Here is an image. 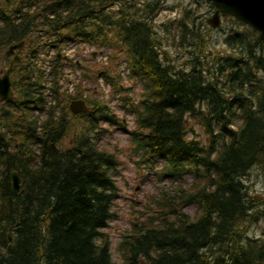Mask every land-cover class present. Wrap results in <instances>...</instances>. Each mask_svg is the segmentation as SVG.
Segmentation results:
<instances>
[{
  "label": "trees",
  "instance_id": "obj_1",
  "mask_svg": "<svg viewBox=\"0 0 264 264\" xmlns=\"http://www.w3.org/2000/svg\"><path fill=\"white\" fill-rule=\"evenodd\" d=\"M17 3L0 0L3 71L11 61L5 51L24 43L11 71L14 96L0 99V264H264V191L254 193L245 180L259 169L264 178L258 32L227 16L219 27L224 48L209 54L211 27L192 4L157 24L160 12L173 8L167 0H24L38 5L34 12ZM36 31L55 34L57 47L75 38L112 49L107 63L86 68L74 95L56 90L63 63L53 59L55 103L40 124L33 112L44 104L43 76L31 59ZM121 58L141 84L137 103L121 86ZM99 77L112 97L125 93L118 105L134 114L130 130L108 101L82 97V81ZM73 99L89 110L73 114ZM116 129L128 134L125 148L147 169L161 163V177L171 182L192 177L187 187L150 196L120 233L118 260L104 229L119 216L120 148L100 144ZM13 171L21 179L17 192ZM253 226L261 230L251 232Z\"/></svg>",
  "mask_w": 264,
  "mask_h": 264
},
{
  "label": "rangeland",
  "instance_id": "obj_2",
  "mask_svg": "<svg viewBox=\"0 0 264 264\" xmlns=\"http://www.w3.org/2000/svg\"><path fill=\"white\" fill-rule=\"evenodd\" d=\"M189 4H192L195 8H199L198 14H200L201 19H204L205 21H207V19L213 13V9L210 8L207 0H199V3L197 4H195L194 1L191 0H167V5L173 8L162 10L156 18L157 24L162 23L166 18L169 17H179V6ZM153 23H155V21ZM157 24L155 23V26H157ZM209 31L211 35L210 37L214 41V45H211L212 47H210L209 49V54H211L215 48L217 50H223L224 46L223 44H221L222 36L219 27H211V30ZM160 33L163 34L164 32ZM176 38L177 36L175 35V39ZM169 52L170 53L168 54V57L171 59L174 57L176 59V51L172 48H169ZM174 61L179 64L178 59ZM41 68H43V66H41ZM94 83L95 82L93 81H86L84 84V88L90 93L94 91H101V85L98 83L95 86ZM134 84L135 87H139L138 81ZM68 85H71V83H68ZM107 93V98L111 100L112 98H110L111 95L109 91ZM115 103L116 101H110L111 105H114ZM115 110L118 112V115L123 114V112L120 111L121 109L119 110L117 107H115ZM124 116H126L127 120H129V122L127 123V125H129V128L130 126H132V116ZM240 123L241 120L238 119L233 123V125L237 127L240 125ZM196 132L200 136L203 135V131L201 128H196ZM100 144L101 146L107 149H112L114 145L120 148V152L118 153V169L120 172L114 176V179L116 180V183L120 189V196H118V198L116 199L114 206V209L117 211L119 216L117 219L110 222V225L104 229L109 233L113 256L115 260H118V258H116V253L114 252L113 248L117 241L120 239V233L125 230V228L129 227L133 216L138 215V212L144 209L146 203L150 199V196L152 194L157 193L158 189L161 187L168 189L174 187L176 189L179 185L187 187L192 182V177L187 176L184 180L171 182L168 177H161V163H157L152 169H147L146 164L139 162V155H133L132 153L128 152V150L125 148L128 144L127 135L121 130H115L111 135L104 136V138L100 141ZM258 173L259 175H257L255 171H251L250 174H247L245 177V180L249 184L250 189L254 193L255 191H264V178L262 174H260V172ZM184 211L193 215L195 207L193 205H187L184 208ZM260 230L261 228H258L256 230V227L253 226L251 232L257 231L256 233H258Z\"/></svg>",
  "mask_w": 264,
  "mask_h": 264
},
{
  "label": "water",
  "instance_id": "obj_3",
  "mask_svg": "<svg viewBox=\"0 0 264 264\" xmlns=\"http://www.w3.org/2000/svg\"><path fill=\"white\" fill-rule=\"evenodd\" d=\"M8 1V0H7ZM213 6L214 11L207 19V22L212 27L220 25V18L232 16L237 21L242 22L255 31L258 32L259 38L264 46V0H209ZM9 3V1H8ZM23 43L11 45L6 51L7 55H11L14 49L22 47ZM60 57V53L57 54ZM19 60V56L15 55L10 62L9 68L0 77V98L9 99L13 95L12 81L10 79V71L12 70L14 62ZM69 109L74 114L85 112L88 110L85 102L82 100H73ZM21 179L16 171L11 174V187L14 192L20 189Z\"/></svg>",
  "mask_w": 264,
  "mask_h": 264
},
{
  "label": "flooded vegetation",
  "instance_id": "obj_4",
  "mask_svg": "<svg viewBox=\"0 0 264 264\" xmlns=\"http://www.w3.org/2000/svg\"><path fill=\"white\" fill-rule=\"evenodd\" d=\"M262 168H263V170H264V166H262ZM258 172H260V173H261V170L259 169V170H258Z\"/></svg>",
  "mask_w": 264,
  "mask_h": 264
},
{
  "label": "bare ground",
  "instance_id": "obj_5",
  "mask_svg": "<svg viewBox=\"0 0 264 264\" xmlns=\"http://www.w3.org/2000/svg\"><path fill=\"white\" fill-rule=\"evenodd\" d=\"M234 22V21H233ZM247 26V25H246ZM251 28V27H250Z\"/></svg>",
  "mask_w": 264,
  "mask_h": 264
}]
</instances>
